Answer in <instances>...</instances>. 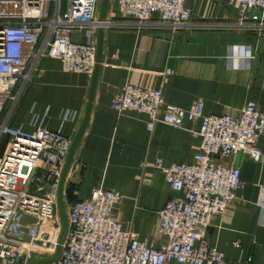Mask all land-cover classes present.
I'll use <instances>...</instances> for the list:
<instances>
[{
    "label": "built area",
    "instance_id": "1",
    "mask_svg": "<svg viewBox=\"0 0 264 264\" xmlns=\"http://www.w3.org/2000/svg\"><path fill=\"white\" fill-rule=\"evenodd\" d=\"M101 1L68 0L62 10L63 0H0V147L8 138L0 159V264H30L57 251L62 230L58 189L72 140L42 124H35L31 133L14 129L11 120L43 59L60 60L68 73L93 74ZM115 1L121 14L139 29L166 27L176 33L216 27L192 24L187 0ZM228 2L238 5L240 14L235 22L221 26L264 32V0ZM83 29L88 41L75 42L73 33ZM235 51L237 68L253 57L251 45H237ZM113 109L118 115H147L149 132L158 124L182 129L186 122H200V149L193 163H166L163 158L155 163L173 192L158 213L159 233L166 243L156 247L125 230L112 214L119 195L97 188L89 199L69 206L63 252L50 264H227L224 254L206 240L208 227L245 187L241 168L226 161L239 154L255 162L264 159L259 145L264 113L248 103L238 116L205 115L202 101L184 109L167 103L161 89L131 84L121 88ZM70 118L72 112L66 111L63 119ZM42 165L52 167V172ZM258 206L259 225L264 227V188Z\"/></svg>",
    "mask_w": 264,
    "mask_h": 264
},
{
    "label": "crops",
    "instance_id": "2",
    "mask_svg": "<svg viewBox=\"0 0 264 264\" xmlns=\"http://www.w3.org/2000/svg\"><path fill=\"white\" fill-rule=\"evenodd\" d=\"M67 5L68 0H63L62 10ZM186 5L192 24L216 27L176 33L166 27L139 29L121 14L117 1H110L91 116L63 186L69 205L89 199L97 188L116 192L119 201L113 216L125 230L156 247L166 243L159 233L158 213L173 196L163 173L155 168L156 160L193 163L200 149V122H186L182 129L158 124L149 132L147 115L114 111L121 88L131 84L161 89L167 103L184 109L202 101L205 115L238 116L248 103L264 113V32L221 26L235 22L240 14L239 6L228 0H187ZM99 15L100 10L98 19ZM72 39L87 42V29L75 31ZM94 40L97 47L98 28ZM245 44L252 46L253 57L237 68L235 47ZM167 69L171 75L165 74ZM92 76L65 72L60 60L43 59L11 126L31 133L35 124H42L73 141L85 116ZM66 111L73 118L64 120ZM259 145L264 151V137ZM6 150L7 145L0 159ZM232 162L241 168L245 187L223 215L211 219L206 240L224 254L227 264H264V227L259 225L258 206L264 159L255 162L239 154L226 161ZM42 168L49 173L53 169Z\"/></svg>",
    "mask_w": 264,
    "mask_h": 264
},
{
    "label": "water",
    "instance_id": "3",
    "mask_svg": "<svg viewBox=\"0 0 264 264\" xmlns=\"http://www.w3.org/2000/svg\"><path fill=\"white\" fill-rule=\"evenodd\" d=\"M110 1L111 0H102L101 1L100 15H99V26H98L96 66H95L93 76H92V86H91V92H90V96H89V102L87 104L85 116H84L83 122L80 126V129H79L76 137L72 141L70 153L68 155L66 165L63 169V173L61 176V181H60V185H59V189H58V211H59V215L61 218L62 230H61V235H60V239L58 242L57 251H56L55 255H53L52 257L43 258V259H36V260L32 261L30 264H50V263H53L61 257L62 252H63V244L65 242L66 234L68 231V217H67L64 195H63V186H64V182H65L67 173H68L69 168L71 166V163L73 161L74 155H75L76 150L78 148V145H79V143H80V141H81V139L85 133V130L88 126L89 119L91 116L92 102H93V98H94V92H95V88H96V84H97L100 62H101L102 53H103L104 33H105V28L108 25L107 12H108V8L110 5Z\"/></svg>",
    "mask_w": 264,
    "mask_h": 264
},
{
    "label": "trees",
    "instance_id": "4",
    "mask_svg": "<svg viewBox=\"0 0 264 264\" xmlns=\"http://www.w3.org/2000/svg\"><path fill=\"white\" fill-rule=\"evenodd\" d=\"M7 143H8V138H5V139L3 140V143H2V145H1V147H0V155H1L2 151L5 149Z\"/></svg>",
    "mask_w": 264,
    "mask_h": 264
},
{
    "label": "rangeland",
    "instance_id": "5",
    "mask_svg": "<svg viewBox=\"0 0 264 264\" xmlns=\"http://www.w3.org/2000/svg\"><path fill=\"white\" fill-rule=\"evenodd\" d=\"M69 204L65 203V207H66V212L68 213V208H69Z\"/></svg>",
    "mask_w": 264,
    "mask_h": 264
}]
</instances>
